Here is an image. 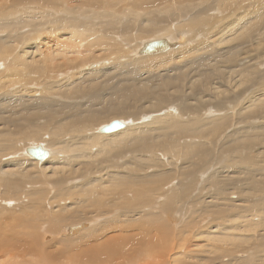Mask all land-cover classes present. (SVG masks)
Segmentation results:
<instances>
[{
    "label": "bare ground",
    "instance_id": "obj_1",
    "mask_svg": "<svg viewBox=\"0 0 264 264\" xmlns=\"http://www.w3.org/2000/svg\"><path fill=\"white\" fill-rule=\"evenodd\" d=\"M75 1L79 3H76ZM92 1H95V4L100 2L98 0ZM153 1L154 0H136V2H138L139 4H143L145 6L148 4L150 7H152L151 2ZM162 1L165 2L171 0ZM229 1L230 0H217L215 10L223 9L220 12V15L223 16L229 6ZM93 2H91L90 0L86 2L85 0L65 2L61 5V7L63 6L64 10H67L69 8V11H66V14L69 13L70 18H65L64 16V19L62 17V19H55L57 17H55L53 14L47 13V9L50 7H47L45 9L44 7H42L44 4L42 5L41 3L40 5V2L37 3L36 1V3L39 4L40 9H29V11H32L30 13H27V10H15L16 12H14L13 15H11L12 13H10L5 16V21L7 23L4 22V26L0 25V28L2 30H10L13 28L12 32H10L12 33V35L14 34V32H19L23 28H26L30 25L31 30L33 31V33H36V35L38 30L43 29V32H41V37L52 36L49 37V40L47 39L48 41H44L43 38L33 39V44L34 42H36V44H34L33 46H31L32 44H30L29 41H25L26 43H23L22 50L19 45V38H13V36L9 33V44H0V61H5L7 58H9L10 62L6 65V73L3 76H0V80L1 78L4 79L2 84H0V88H9V92L3 93L6 94V99L4 98L5 96L2 94V92H0V206L4 208L3 210H7L5 207L7 203H5V200H9V207L13 206L14 208L18 206L20 212L19 214H16L14 213V211H11V209H9V213H3L6 218L9 217V236L12 235L16 237V240H14L15 238L12 239V236L9 237V245L14 244L13 246L15 247L18 241L17 239H22L24 241L28 240V243L29 241L34 242L35 244L33 245V250H47L48 246L40 243V240L43 238V236L45 237L46 233L58 234V226L60 224L73 222L78 223L83 220H94L93 217L99 218V216L106 215V217L110 219V224H105H107V226H112L113 222H111V218L113 217V210H115V212L120 211V214L118 216H115L116 221H118V223H116L115 230L119 231L120 233H124L126 231V233H128L130 229L129 226H131V229H136L137 233H132V231H130L131 233L129 235H118L114 240H109V242L104 241L105 244L102 243L101 248L99 246L100 251H102V253L103 251H108L109 254L111 253L110 255H112V253H115L117 249L119 250L120 246L122 247L126 242V244H128L129 241L134 239L132 241H137V244L139 246H142V249L144 251L149 252V255L147 253L146 254L151 258H147V262L148 260H154L158 256L157 255L155 258H153V252L157 254L161 252V258L163 261H160V264H167L171 261L166 258V248H168V246L171 247L174 244V241L172 240V231H168L170 229L169 227H171L169 225V219L171 217L170 214L172 213H168L169 209L167 206H175L176 209L180 207L189 208V210L192 209L193 214L198 208L201 209V204H203L206 200L203 187H201L203 185V182H200L199 171L197 170V167L201 164L200 161L202 159L200 158H202V155H199L198 157L194 156L193 160L196 161V163H193L192 165L194 167L191 168L192 166L190 164V169L186 170V172L183 173V175L188 179L187 185L192 188L193 174L194 172H196L197 174L196 180L194 179V190L192 189L193 193L191 198L186 197L187 195H184L185 190H182V188L185 189V186H182L181 188L176 190V192L178 193V200L172 201V196H169V188L167 184L177 176H175L173 171L171 173L167 171L171 166V162H164V164L160 163L162 164V167H165L167 175L156 174L153 171L150 172V170L154 168L155 165H157L156 160L152 158V153H155L156 157L160 156L161 158H164L169 153V156L171 155L170 159L176 160V149L178 143L182 141L185 143L187 139H190L191 142H197L199 137V130L207 127L209 125V122L218 129L217 135H219L221 133L220 125H222V127L224 126L226 117L220 118L218 120L212 119L211 121L206 122V120L204 119V108H207V106L188 107L184 103L182 104V107L177 108V111L179 112L178 117L177 115H175V113L171 112V109L173 108L172 106L168 108L165 107L166 109L164 111H166L167 113L164 116H154L150 123L135 126L138 124L137 121H140L139 115H141V113L135 114L133 112H130L128 109V111H125L122 108H117L115 106L116 103H113V95L110 92V88H106L107 85L105 84V82L108 81L109 78H115L119 75L126 74L125 70L127 68V73H136L138 70L140 71V69L142 71H144L145 69L147 73H152L153 70L155 71L159 69L166 72L168 70V72L166 73L168 74L173 71L183 69L180 68L183 65V67H187V65L185 64L188 63V59L192 57L196 53V51L199 54L206 48L203 41V43L201 42L199 44V40L196 44L198 46L189 47L192 43H194L195 39L190 40V42L188 40L190 38V35L191 37H195L198 33L200 34V24L202 26L205 25V19L204 21L198 23V20L194 18V20H192V25L189 28L190 35L179 34L180 32L177 33L175 31H172V24H170L171 19L169 18L173 19V17L172 15L170 16L167 9L166 11H164V13H162V15L159 14L161 13L160 11L157 12V8L152 7V10L144 14L143 12H140L138 8L140 9L145 6L139 7L138 4H136L138 8L132 13L130 11L133 10V6L129 8V12H126L123 15H112L106 13L104 14V21L102 23H94L91 22L88 17H91L90 15H93L95 13L85 8H91ZM246 4L248 5H246V8H244L243 6H241V8L247 10V14L238 19L242 25L240 30L241 33L246 32L242 35V37L235 31V27H233L232 24L230 25L228 22L224 24V21H222V25H219V23L215 22L216 24L212 23L214 25H211L212 27L208 28L209 30L211 29V31H208L211 37H217V40L209 43V46H211L212 48L222 47L221 51L217 53L218 58L220 59H223L233 53H237L238 51L243 49L242 46L245 45V41H240V48L239 46H234L235 38L239 36L243 40V38L248 37V34H251L255 28L254 21L257 22L260 30L262 32L264 31V0H262V2L261 0H249ZM53 6H55V4ZM174 10L175 9H173V11ZM212 10L213 9H211V11ZM205 11L207 12V14L210 12V10L207 9L204 10V12ZM80 13H82L84 18L86 17V19H77L76 15H79ZM18 14H26L27 16L29 14L30 18L33 20L27 21L24 19L21 21L16 16ZM200 14L201 13H199L198 15ZM142 15L147 16L141 17ZM51 17H53L54 20H51V22L49 23L48 21H50ZM119 17H121V19L116 20V18ZM8 18L11 19L9 20ZM13 18L15 22L11 21ZM143 18L144 20L141 21ZM199 18L201 19L202 17ZM122 19L126 20L125 23H122ZM0 20L4 19L0 17ZM207 24H210V22ZM98 26H102L101 34L103 33L105 36L101 37V35H99L97 36V38L94 36L93 37L94 39L96 38L95 44L103 43L107 45L106 49H103V51L101 50L105 53V55L102 57V61L104 62L103 65H105V67L101 65L96 67V69L94 68L93 71H88L86 67L93 61L97 60L96 62H98L99 58L101 57V52L98 51L99 53H96L94 50H84L80 47V45L83 40L88 39V36L90 39H93L91 35L99 34L97 32L99 29H96V27L98 28ZM220 26H222L221 29ZM185 29L187 30L188 28ZM245 29H247L248 31H246ZM171 32L179 34V38L183 40H181V42H173L168 38H161L158 40H166L170 44L177 43L178 47L176 49H170L163 52L165 54H162V52L148 55L140 54V51L142 50L141 48H143L145 44L157 40H151L142 44L137 43L139 39L142 40L141 38H147L151 35H168ZM46 33H48L49 35H47ZM208 33L206 36L209 35ZM203 34H205L204 31L201 36H203ZM231 34L232 37L235 38H232ZM239 37L237 38L238 40ZM118 38H122L120 40L121 42L123 41L127 42L128 44H132V47L130 46V53L133 56L135 55L134 57L137 60L128 62V64L133 63L135 64L134 66L138 69H135V67L129 66L127 64L128 66L126 65V68H123V71L121 70V66L123 65L120 59L127 53L124 52V49L120 47L121 45L115 44V41ZM185 42L186 44H188V42L190 43V45L188 44L186 46L187 49L181 52L185 53L181 57H176L174 60L169 61V57L173 56V54H169V52L171 51L172 53V51L175 52L178 49L181 50V48L186 45ZM139 45H142V47L138 49ZM26 46L27 48H25ZM115 52H117L118 55L116 54V56H112V54ZM158 54L159 56H150ZM160 54H162V56ZM248 54L249 53L247 51L245 52L244 50L243 55L246 56ZM141 57H150L148 59V63L142 64L140 59ZM126 60L128 61V59ZM175 63H178L180 65L179 68H173V64ZM260 63H263V58L260 56H258L257 58H253L246 63L248 68L257 70L260 75V79L256 83V90L252 92V84H250L249 87H247L248 89L245 90L240 96L235 97V99L233 98L231 100H228V98H226L225 100L220 101L221 107L216 109V112H218V110H228L229 108H231V112H236L238 111L236 108H239L241 110H254V112L257 114H255V116H258L262 119L264 118V72L259 67ZM107 64L109 65L108 68L106 66ZM90 68L93 67L90 66ZM106 68L107 70H110L112 72L109 73V71H105ZM223 68L225 67L223 66ZM63 72L66 73L61 74ZM70 73H73V75L70 76ZM228 73H232V80L229 87L236 88L237 85H235L234 83L241 82L244 74H241L240 70H232ZM65 77L67 79H64ZM95 77H99V79H96ZM159 78L163 80L162 85L165 82L168 83L167 79H165L166 76ZM139 79L141 80L142 78L139 77ZM180 80H182V78L178 79V81ZM94 82H97L99 85L94 87L95 89L92 88L95 84ZM163 87H166V89L159 88L157 91L168 90L169 85ZM129 89L130 88H124L121 89L120 92H126ZM216 89V87L213 88V90L215 91ZM221 92L223 93L225 92V90H222ZM161 95L158 103L162 104L165 103V98L162 99L163 96L161 97ZM223 95L226 94L223 93ZM150 99H152V97ZM150 99L148 100L151 101ZM71 100H77L78 103H66L67 101L70 102ZM83 100L86 101L83 103ZM196 100H200V98ZM229 102H231V104H229ZM98 106L106 107V110L102 113V109H95ZM109 116H113L114 118H121L120 120H122V122H126L127 127L122 123L124 125L122 128H118L117 130H114L112 132H103V128L109 126L112 122H114L112 121L107 124L104 123L106 118ZM143 116H145V114L142 115V117ZM184 117L185 119H187L186 121L183 120ZM128 118H130L131 120L129 121ZM142 119H144V117ZM144 120H147L146 117ZM218 121H220L222 124H219ZM189 122L191 123L190 127L188 128L187 124ZM260 127L257 128L258 131L256 132H254L252 128L251 130H249V132L244 131V134L242 136V132L239 131L236 134H232V136L236 135V137H230V142H234L236 147V150L234 152H231H233L234 154L241 149V153H244V151L248 152L247 156H242L241 154H239L244 157V159L240 162H243V165L253 172H255L253 169L257 171H264V166L262 165L263 167H259L254 160L257 157H260L264 162V125H262L261 128ZM169 133L174 134L171 137L173 139H178L177 142L169 143L163 139L165 136H168ZM154 138L157 139L156 142ZM38 141L46 144V146L42 145V147H44L43 149L48 153L46 159L38 160L33 158L29 154L30 149L38 147H27L28 149L25 148L28 144H30V142ZM240 141H242L243 143L241 144ZM140 142L144 144H139ZM47 149H49L50 151ZM51 150L52 154L49 155L51 153ZM55 151H57L60 156H64L60 157L55 155ZM23 152H25V157L29 156L32 158L28 160L29 163L27 164L21 162V158L22 156H24ZM219 152L220 151H218V153ZM231 155L232 154H230V156ZM127 156L130 158V160H133L132 162L135 164L134 167L132 166V163H129L132 164V167L128 165H122L120 167L119 163V169L116 168L117 171L114 170L115 168H113V170L110 169V167H113V165L115 166V163L118 164L120 159ZM217 158L218 157H216V159ZM231 158L229 162L231 161ZM34 160H37L40 163ZM142 163H144L148 167H146L145 169L142 168V171H140L141 169L138 171L136 169V165H141ZM207 164H209V162ZM95 166H98L99 168L97 170H93ZM206 166V168H208V165ZM143 171H148V174H143ZM253 172L251 174H253ZM251 174L249 175L251 176ZM253 177L254 174L251 176V183L253 187L252 191L254 192V194H256L261 185L255 182L256 180L254 181ZM80 178H84V182L79 185H71V183L75 182L76 180L78 181ZM207 185L210 186L209 184ZM220 187L222 188V186ZM223 187H225V185ZM240 191H242V189ZM195 193L199 194L200 196L194 197ZM206 193H208V191ZM223 193H225V191L222 192V194ZM239 194L242 195V193ZM165 196L167 197L168 202L167 204L163 203L164 206L162 204V212L163 214L165 213V218H163L164 216L162 217L161 215L156 216L153 212V214H151V211L144 213L145 215L142 214L144 208L147 207L150 210H157V207H159L158 200H160L161 197L163 198ZM252 200L253 199H251V201ZM263 205L264 197L257 201L258 207H256L257 209L255 211L260 209ZM208 206L210 205H207V207ZM164 207L166 208V211ZM261 210V216H258V214L260 213L254 215V213L256 212L253 211V208L243 210V213L247 214L242 216L241 218L248 228V230H244L243 232L250 233L251 231H256V226L259 223L261 226L262 222L264 224V206ZM200 213L199 215H201ZM193 214L191 215L193 216ZM200 219H202V217ZM254 220H256V222L257 220L259 221L257 222V225L256 222H251ZM105 224H97L98 226L93 227L92 229L88 228L89 224H87L86 222L78 225H72L65 230L61 237L75 239L79 236H82L83 233V236L89 233L90 235L95 234L97 230H100L101 237H103L107 232H109V230L107 231L108 228H106V230L103 232V229H105L106 227ZM6 225H8L7 221L0 224L1 232L6 233L7 230L4 231L7 227ZM80 225H83L82 230H79L77 232L73 230V228ZM240 225H243V223ZM260 225L257 227L259 228ZM113 227L115 226H112L111 229H113ZM85 229L87 231L84 232L83 230ZM162 229L164 231L160 234ZM223 230H226V233L228 231V233H230V230L232 229L228 227ZM262 230L264 231V229H261L260 231ZM242 234L237 237H233V234H226V237L225 235L221 236L218 233V235H216L219 237L213 238L212 236V238L217 243L218 241H222L234 243L236 245L246 244L248 240L245 237L246 235L243 236ZM251 234L253 235L254 233ZM162 235H166V238L162 237ZM199 235V233H196L193 236L197 237ZM252 235L251 241L253 242ZM207 236H211V233H207ZM241 237H243V240H245L243 243H241L243 241ZM248 239L250 240V237ZM46 240H49V237H47ZM124 240L126 242H124ZM20 246H24V244H20ZM244 246L246 247V245ZM248 246L250 245L248 244ZM228 247L223 246L221 248L220 246H211L210 248L204 249L203 254L207 253V255L209 256L212 254H214L215 256L218 255V257L221 259L224 256L232 255L234 250L237 248L236 246H234V250L232 252L230 250L231 247L230 249ZM252 247L253 248L250 249H255L258 246L254 243V246ZM92 248L89 250L92 253L95 252L96 254L98 250H92ZM23 250L25 251V248ZM87 250L85 251V253L87 252ZM9 251L11 250L9 249ZM120 251L119 253L122 254V252ZM12 257H10L9 255V261H12L14 259ZM158 257L160 258V255ZM202 258H192L193 260L190 261V257V259L187 258L189 261L183 264H213L210 262L211 259L206 260V257ZM234 260L235 264H264V262H261L254 258L248 259V257L241 260H239L237 257L234 258ZM174 261L183 260L182 258L181 260H179L177 257ZM148 263H150V261Z\"/></svg>",
    "mask_w": 264,
    "mask_h": 264
},
{
    "label": "rangeland",
    "instance_id": "obj_2",
    "mask_svg": "<svg viewBox=\"0 0 264 264\" xmlns=\"http://www.w3.org/2000/svg\"><path fill=\"white\" fill-rule=\"evenodd\" d=\"M36 1H37V3L40 2V5H41V3H42V5L44 4L42 7H44L45 9L47 7H50L47 9L48 10L47 13L53 14L55 17H57L55 19H62V18L64 19V16H65V18H70L69 13L66 14L67 13L66 11H69L68 10L69 8L67 10L66 9L64 10V7L63 6L61 7V5L64 4L65 2H71V1L74 2V0H0V17L2 19H4V20H0V25L4 26V22H6L5 16L10 14V13H12L11 15H13L14 12H16V11H24V10H27L28 11L27 13H30L32 11H29V9L30 10L40 9L39 8L40 6H39V4L36 3ZM86 1H89V0H85V2ZM90 1L93 2L92 0H90ZM98 1H100V2L96 3V4L94 1L92 3L91 8L85 7L89 11H93L95 13L93 15H90L91 17H88V19L94 23H102L104 21V18H103L104 14H106V13L112 14V15L113 14L123 15L124 13L129 12V8L132 6H133L132 7L133 10L130 12L131 13L134 12L138 8L136 6V4H138L139 7L145 6L143 4H139L138 2H136V0H104V1L98 0ZM248 1L249 0H230L227 10H226V12L224 10L225 14L222 16V15H220V12L223 9L222 10L218 9L219 12H218V10H215L216 9L215 5L217 3V0H194V1L193 0H181V1L180 0H175V1L171 0V1H165V2L162 0L161 1L154 0L153 2H151L152 7L157 8L158 9L157 12L158 11L161 12L159 14L164 13V11H166V9H167L169 11L170 16L172 15V17H173V19L168 17L169 19H171L170 24H172L171 25L172 29H173L172 31H175L177 33L180 32L179 34H187V35L189 34L190 35L189 28L192 25V20H194V18H195L196 20H198V23H199L201 21H204V19H205V25L202 26L200 24V34L198 33L195 37H191V35H190L191 39L189 38L188 40L190 42V40L195 39L194 43H192L193 45L191 44V46H189V47L198 46L196 44L198 43L197 41L199 40L200 41L199 44L203 41L204 46L206 48L202 52H200L199 54L196 51V53L188 59V63L185 64V65H187V67H183L184 65L182 64L183 66H181L180 68H183V69H181V70H176V71H173V72L168 73V74H166L168 72V70L166 72V71L159 70V69L155 70V71L153 70L152 73H147V71L145 69H144V71H142L140 69V71L138 70L136 73H132V72L127 73L128 72V68H127L125 70L126 74L119 75L118 77H115V78H109V80L105 82V84L107 85L106 88H110V92L113 95V97H112L113 103H116L115 106L117 108H122L125 111L129 110L130 112H133L135 114L141 113V115H139L140 117L137 115L139 117L140 121H137L138 124L137 125L134 124L135 126H140L142 124L150 123L154 116H158V115L164 116L167 113L166 111H164L166 109L165 107L168 108V107L172 106L173 108L171 109V112L175 113V115H177V117H178L179 112L177 111V108L182 107V104H184V103L188 107H197V106L204 107V106H207V108H204V110H205L204 119L206 120V122L211 121L212 119L218 120L220 118L226 117V121L224 122V126L222 127V125H220L221 133L219 135H217L218 129L216 127H214L212 125V123L209 122V125L207 127H205L202 130H199V137H198L197 142H191L190 139H187L185 143L183 141L178 143L177 149H176V158H175L176 160L170 159L171 155L169 156V153L164 158H161L160 156H157V157H159V158H157L155 156V153H152V158L156 160L157 165H155L154 168H152L150 170V172L153 171L156 174L167 175L165 167H162L161 166L162 164H160V163L164 164V162L165 163L171 162V166H170V168H168L169 170H167V171H169L170 173L173 171L175 176H177L176 178L172 179L167 184L168 188H169L168 189L169 190V196H172V201L178 200V197H177L178 193L176 192V190H178L182 186H185V189L182 188V190H185L184 195H187L186 197L191 198L192 193H193L192 189L194 190V183H195L197 174H196V172H194V174H193V188H192V187H189L187 185L188 179L183 175V173L186 172V170H189L190 167L193 165V163L194 164L196 163V161L193 160L194 156L198 157L199 155H202V158H200V159H202L200 161L201 164L197 167V170L199 171L200 182H203V185L201 187H203L204 195L206 196L205 197L206 200L203 204H201L202 205L201 209L198 208L193 214L192 209L189 210V208L180 207V208L176 209L175 206H173V207H170V205L167 206L169 209L168 213H172V214H170L171 217L169 219V223H170L169 225L171 227H169L170 229L168 231H172V238H173L172 240L174 241V244L171 246L172 249L170 246H168L169 249L166 248L167 249V252L165 254V255H167L166 258L169 259V261H171L170 263H167V264H183V263H186L187 261H189L188 259H190V257H191L190 261H192L193 259H196V258L199 259L200 257L201 258L206 257V260L211 259L210 262L213 264H235L234 258H237V257L239 260L245 259L248 257V259L254 258V259H257L261 262H264V242H263L264 231L263 230H262L263 232L260 231L261 229H264L263 222H262V226H261L260 223L259 224L257 223V222H259L258 220H257V222H256V220L251 221V222H256V225L258 224L257 226L260 225V227L258 228L256 226L257 230L253 231V232L251 231L250 233L249 232H243L244 230H248V228H247L246 224L243 222V219L241 218L242 216L247 214V213L244 214L243 210L253 208V211H255L257 209L256 207H258L257 201H259L262 197H264V175H263L264 171H257L255 169H253L255 171V172H253L250 169L246 168L243 165V162H240V161H242L244 159V157H242V156L248 155L247 154L248 152L244 151V153H241V150H242L241 149L237 153H234L235 154L234 155L233 152L236 150V147H235L234 142L233 143L230 142V140H231L230 137H236V135L232 136V134H234V133L236 134L239 131L242 132L241 136L244 134L243 133L244 131L249 132V130H251L252 128H253L254 132L258 131L257 128H259L260 126L262 127V125H264V118L262 119V118H259L258 116H255L256 113L254 112V110H245V109L241 110L239 108H236L238 110L236 112H231V108H229L228 110H218V112H216L217 111L216 109L221 107L220 101L225 100L226 98H228V100H231L233 98L235 99V97L240 96L245 90H247L248 89L247 87H249L250 84H252V86H251L252 92H254L256 90V83L260 79V75H259L257 70H255L253 68H248L246 63L253 58H257L258 56L263 58V63H264V31L262 32L260 30V27L258 26L257 22L254 21L255 22V28H254L253 32L251 31L252 33L248 34V37L243 38V40H242V38L237 36V38L239 37V40H238L237 38L232 37V34H231V37L235 38V41H234L235 45L234 46L240 47V44H241L240 41L241 42L245 41V45L244 46L241 45L243 49H241L237 53H233L231 55H228L227 57H225L223 59L218 58V55H217V53H219L221 51L222 47L212 48L211 46H209V43L216 41L217 37L216 36L211 37L210 33H208V31H211V29L209 30L208 28H210L214 25L212 23L217 22V23H219V25H222L223 23L225 24L228 22L230 25L232 24L233 27H235V29H236L235 31L237 33H239L240 36L242 37V35L246 32L241 33L240 30H241L242 25L238 19L247 14V10L242 9L241 6L246 8L248 6L246 4ZM46 2H48L49 4ZM261 2H262V0H261ZM76 3H79V2H76ZM51 4H53V5L55 4V6H53ZM100 5H103V6H100ZM147 5L145 7L140 8V9L138 8V10L140 12H143L144 14H146V12L153 9L152 7H150L149 5L147 6ZM173 9H175V10L173 11ZM206 9L210 10V12L208 14L206 11L204 12V10H206ZM211 9H213V10L211 11ZM186 10L188 13L186 12ZM177 11H178V13H177ZM174 12H176V13H174ZM17 13H19V12H17ZM197 13L198 14L201 13V14L198 15ZM174 14H176V15H174ZM23 15H25V16H23ZM23 15L18 14L16 16L21 21L24 19L27 21L33 20L30 18L29 14H28V16L26 14H23ZM143 16H147V15H142L141 17H143ZM160 17H161V15H160ZM199 17H202V18L200 19ZM76 18L80 19V20L86 19V17L84 18L82 13H80L79 15H76ZM8 19L10 20L11 18H8ZM120 19H121V17L116 18V20H120ZM9 20H7V21H9ZM51 20H54V18L51 17L50 21H48V22L50 23ZM143 20H144V18L141 21H143ZM11 21L15 22L14 18ZM125 21H126L125 19L124 20L122 19V23H125ZM222 21H224V22L222 23ZM117 22H119V21H117ZM209 22H210V24H207ZM45 26H46V24H45ZM101 27L100 26H98V28L96 27L97 30L99 29L97 31L99 33L98 35H95V34L91 35V37L93 39H90L88 36L87 37L88 39L83 40L81 42V45H80V47L84 50L85 49L90 50V51L94 50L96 53H99V52L102 53V54L100 53L101 57L99 58L98 62H96L97 60L93 61L86 67V69L88 71H93L94 68L96 69V67L104 64V62L102 61V57L105 55V53L102 51H103V49L107 48V45L103 44V43L95 44V40H96L97 36H99V35H101V37L105 36L103 33L101 34V32H102ZM185 28H188V29L186 30ZM221 28H222V26H220V29ZM12 29L2 30L0 28V44L1 43L9 44V36H10L9 33L12 32ZM245 30L248 31L247 29H245ZM203 31L205 34H203V36H201ZM41 32H43V29L38 30L37 35H36V33H33V31L31 30V26L29 25L28 27L23 28L19 32H14L13 35H12V33H10V34L13 36V38H17V37L19 38V43H20L19 45L22 49L23 43L24 44L26 43L25 41H29V43L32 44L31 46H33L34 44H36V42H34V44H33V41H32L35 38L36 39L37 38H43L44 41H48L50 39L49 37H52V36H42L41 37V34H42ZM175 32L174 33L171 32L168 35H161V34H159L157 36L151 35L147 38H141L142 40L139 39L137 43L143 44L144 42H149L151 40L152 41L158 40L161 38H168L169 40H171L173 42H177V41L181 42V40H183V39H180L179 34H176ZM32 33H33V35H32ZM207 33L209 34L208 36H206ZM46 34L49 35L48 33H46ZM93 36L96 38L94 39ZM107 36H110V35H107ZM203 37H204V40H203ZM209 37H210V41H209ZM183 38H185V37H183ZM121 39L118 38L115 41V44L121 45L120 47L122 49H124V52L127 53L126 55H123V57L120 59L122 65H123V66H121V70L123 71V68H126V65L128 64V62H131L133 60L136 61L137 59H135V57H134L135 55L133 56L130 53V46L132 47V44H128L127 42H123V41L121 42L120 41ZM185 41H186V39H185ZM189 42H188V44L190 45ZM90 44H93V45H90ZM185 44H186V42H185ZM185 44H183V45H185ZM188 44H186L184 46L185 48L184 47L181 48V50L178 49L175 52L172 51V53L170 51L169 54H173V56L169 57V61L174 60L176 57H181L185 53V52H183V53H181V52L185 51L187 49L186 46ZM27 46L25 48H27ZM141 47H142V45H139L138 49ZM249 49H250V51H249ZM137 50H136V52H137ZM244 50H245V52L247 51L249 54L246 56L243 55ZM179 53H181V54H179ZM116 54H117V52L113 53L112 56H116ZM162 54H165V53H162ZM162 54H160V55L162 56ZM131 56H133V57H131ZM150 56H159V54L158 55H150ZM149 58L141 57L140 58L141 63L147 64ZM126 59H128V61ZM7 63L8 64L10 63L9 58H7L5 61H0V76H3L6 73ZM263 63H260L259 67L264 72V64ZM128 65L135 67L134 66L135 64H133V63L128 64ZM90 66H92L93 68H90ZM103 66L105 67V65H103ZM103 66H102V68H103ZM106 66H107V68L109 67L108 64ZM179 66L180 65L178 63L173 64V68H175V67L179 68ZM223 66L225 68H223ZM107 68L105 69V71H107V72L109 71V73H111L112 71L107 70ZM246 68H248V69H246ZM131 69H133V68H131ZM135 69H138V68L135 67ZM169 70H171V69H169ZM232 70H240V73L244 74L241 82L234 83L235 85H237L236 88L229 87V85L231 84V80H232V73L229 74L228 72L232 71ZM241 70H243V71H241ZM65 73L66 72H63L61 74H65ZM71 75H73V73H70V76ZM165 76H166L165 79H167L168 83L165 82L162 85L163 80H161V78H159V77H165ZM139 77L142 79L143 78H145V79H143V80L141 79L142 80L141 81L139 79ZM95 78L99 79V77H95ZM153 78H155V79H153ZM181 78H182V80L178 81V79H181ZM64 79H67V78L65 77ZM150 80H152V81H150ZM3 81H4V79L1 78L0 84H2ZM173 82H175V83H173ZM94 83L95 84L93 85L92 88H94L98 85L97 82H94ZM166 85H169L168 90L157 91L159 88L160 89H166V87H163ZM214 87L217 88L216 91L213 90ZM124 88H130V89L126 92H120L121 89H124ZM222 90H225V92H223V93L226 95H223V93L221 92ZM0 92H2V94L7 93V92H9V88H3V89L0 88ZM3 95L5 96L4 98L6 99L7 98L6 94H3ZM160 95H161V97L163 96L162 99L165 98L164 99L165 103H162V104L158 103V100L160 99ZM151 97H152V99H150ZM153 98H154V100H153ZM198 98H200V100H196ZM148 99H150L151 101H149ZM206 100H207V102H206ZM85 101L86 100H83L82 102L84 103ZM105 101H107V100H105ZM75 102L78 103L77 100L76 101L71 100L70 102L67 101L66 103L75 104ZM160 104L162 107L160 106ZM229 104H231V102H229ZM95 109L96 110L102 109V113H103V111L106 110V107L98 106ZM243 110H245V111H243ZM160 112H161V114H160ZM156 113H159V114H156ZM144 114H145V116H143V117H144V119L146 117L147 120L142 119L143 118L142 115H144ZM185 117H187V116H185ZM185 117L183 118L184 121L187 120V119H185ZM58 118H59V116H58ZM248 118H249V120H248ZM109 119H111V120H109ZM120 119L121 118H114L113 116H109L106 118L104 123L107 124V123H110L112 121L122 122V120H120ZM128 120L130 121L131 119L128 118ZM218 122H219V124L221 123L220 121H218ZM122 123L125 124L127 127L126 122H122ZM128 123H130V122H128ZM190 123L191 122H189L187 124L188 128L190 127ZM172 135H174V134L169 133L168 136H165L163 139L169 143L177 142L178 139H173L171 137ZM154 139L156 142L157 139L156 138H154ZM151 143H154V142H151ZM228 143H230L232 146L234 144V146L232 147ZM240 143L242 144L243 142L240 141ZM139 144H144V143L140 142ZM42 145L46 146L45 143H41L39 141L38 142H30V144H28L25 148H27V147L28 148L42 147ZM220 147H221V149H220ZM42 148H44V147H42ZM47 150H49V149H47ZM218 151H220L219 153H222V154H219ZM231 151H233V152H231ZM51 154H52V150H51V153L49 155H51ZM54 154L57 156H60V154L57 151H55ZM230 154H232V155L230 156ZM239 154H241L242 156ZM23 155L24 156H22L21 162H24L25 164L29 163L28 160H30L32 158L29 156L25 157L26 156L25 152H23ZM62 156H64V155H61L60 157H62ZM216 157H218V158L216 159ZM229 157L230 158L232 157L234 160L231 158V161L229 162V160H230ZM237 157H239V158H237ZM257 158H258V160H257ZM257 158L254 159L256 161L255 163L259 167H263L264 162L262 161V159L260 157H257ZM34 161H37V160H34ZM132 161L133 160H130V158L127 156L125 158L120 159L118 164L115 163V166L113 165V167H110V169L113 170V168H115L114 170L117 171V169H119V163H120V167L122 165L131 166L132 164H133L132 166L134 167L135 164ZM215 161H216V163H215ZM37 162H39V161H37ZM208 162L210 165L207 164ZM129 163H132V164H129ZM190 164H191V166H190ZM206 165H208V168H206L207 167ZM136 167H137L136 169L138 171L140 169H141L140 171H142L143 170L142 168L145 169L148 166H146L144 163H142L141 165H136ZM193 167L194 166H192L191 168H193ZM227 167H229V168H227ZM95 168L93 170H97L99 167L95 166ZM252 172L254 174V177H253L254 181L256 180L255 182H257L261 185V187L259 188V190L256 194H254V192L252 191L253 190L252 183H251V176L253 175V174H251ZM142 173L146 175V174H148V171H143ZM249 174H251V176ZM83 179L84 178H80L78 181L76 180L75 182L71 183V185H79L82 182H84ZM211 179H212V181H211ZM239 181H241V182H239ZM158 182H160V181H158ZM238 183H240V184H238ZM207 184H209L210 186H208ZM224 185H225V187H223ZM213 186H216V187H213ZM220 186H222V188ZM223 189H224L225 193L222 194V192H224ZM241 189H242V191H240ZM217 190H219V191L221 190V191L219 192ZM207 191H208V193H206ZM172 192H174V193H172ZM239 193H242V195H240ZM198 196H200V195L197 193L194 194V197H198ZM164 198L166 199V201ZM251 199H253L254 201L253 200L251 201ZM5 201H6L5 203H7L5 205L7 210H3L4 208H2V206H0V221H1L0 224L2 222L7 221L8 225H6L7 227L4 230V231L7 230L6 233L0 231V264H155V263L160 264V261L161 262L163 261L161 258L162 257L161 252H159L158 254L153 252V256H152L153 258H155L157 255L158 256L160 255V258L157 256L156 258L158 260L156 258H155L156 260L155 259L154 260H148V262L150 261V263H148L147 258H151L150 256H148L149 252L144 251L142 249V246H139L137 244V241H135V242L132 241L134 239L129 241L128 244H126L127 242L125 241L126 240L125 239L124 242H126V243L123 245L124 247L120 246L119 250L118 249L116 250L117 253H119V251L122 250V251H120V252H122V254L121 253L117 254L115 252L116 254L112 253V255H110L111 253L109 254L108 251H106V252L103 251V253H102V251H100L99 246L101 248L102 243L105 244L106 241L109 242V240L110 241L114 240L115 237H117L118 235L126 236V235H129L131 233L130 231H132V233H134V232L137 233V230L131 229V226H129L130 229H129L128 233H126L127 231L124 233H120L119 231L115 230L116 223H118V221H116L115 216H118L120 214V211L115 212V210H113V217L111 218L112 219L111 222H113L112 226H115V227H113V229H111L112 226H107V224H110V219H108L106 217V215H104V216H99V218L93 217L94 220H83V221H80L78 223L73 222V223L60 224L58 226V228H59L58 234L57 233L56 234L46 233L45 237L43 236V238L40 240V243L47 245L49 247V248L47 247V250L46 249H43L41 251H36L35 249L33 250V245L35 243L31 242V241H29V243H28L27 242L28 240L24 241L22 239H17L18 240L17 244L14 247L13 246L14 244L9 245V237L12 236V235L9 236V232H8L9 231V229H8L9 228V217L6 218V216L3 215V213L4 214L9 213V209H11V211H14V213H16V214H19L20 212H19L18 206L14 207V208H13V206L9 207V200H5ZM158 201H159L158 202L159 207H157V210H155V209L150 210L147 207V208H144V210L142 211L143 212L142 214L145 215L144 213L151 211V214L154 213V215H156V216L161 215L162 217L164 216L163 218H165V215H164L165 213L163 214V212H162L163 211L162 204L168 203L167 197L166 196L163 198L161 197L160 200H158ZM164 204H163V206H164ZM201 205H198V206H201ZM207 205H210V206L207 207ZM263 206L260 209H258L257 211H255L256 213H254V215L260 213V214H258V216L259 215L261 216V214H262L261 209L263 208ZM201 210L202 211L204 210L205 212L203 211V213H202ZM165 211H166V208H165ZM206 212H207V214H206ZM199 213L201 215H199ZM191 214H193V216ZM205 216H207V217L209 216V217L207 218ZM201 217H202V219H200ZM108 220H109V223H108ZM216 220L217 221L220 220V221L217 222ZM84 222L89 224L88 225L89 229H92L93 227H97L101 223H104V224L107 223V224H105L106 227H105V229H103V232L106 230V228H108L107 231L109 230V232H107L105 234V236H103V237H101L100 230H97L95 232V234H91V235H90V233L86 234L87 235V236L85 235L86 237L83 236V234H84L83 233L82 236H79L75 239H68V238L61 237V235L65 232V230L68 227H71L72 225H78V224H81ZM133 223H134V221H133ZM216 223H217V225H216ZM239 223L240 224L243 223V225H240ZM45 227H47V226H45ZM228 227H230L233 231L230 230V233H228L229 231L226 233V230H223V229L228 228ZM243 227H245V228H243ZM88 228H86V229H88ZM86 229L83 231L84 232L87 231ZM214 230H215V232H214ZM138 231H139V229H138ZM163 231L164 230L162 229L160 234ZM166 233H167V231H166ZM196 233H199L200 235L197 237L193 236ZM207 233H211V236H207ZM218 233L221 236H223V235L226 236V234H230V235L233 234L232 235L233 237L240 236L243 233L242 235L243 236L246 235L245 237L247 238L248 241L246 240L247 241L246 244H240V245L238 244L239 247H238V245H236L234 243H228V242H222V241H218V243H217L214 241L213 238L219 237V236H217ZM251 233H254V234L252 235ZM256 233H258V234H256ZM214 235H216V236H214ZM247 235H248V237H247ZM251 235H252L253 242L251 241ZM212 236H213V238H212ZM255 236H256V238H255ZM47 237H49V240H46ZM162 237L166 238V235H162ZM207 237H209V238H207ZM249 237H250V240L248 239ZM11 238L12 239L15 238L14 240H16L15 236H12ZM241 238L243 240V237H241ZM181 240H184V241H181ZM244 241L245 240H243L241 243H243ZM248 242H250V243H248ZM254 243L257 244L258 247L255 249H250V248H253L252 246H254ZM20 244L21 245L24 244V246L26 244V246L25 247L20 246ZM248 244L250 246H248ZM27 245H28V247H27ZM244 245H246V247ZM211 246H217V247L220 246L221 248L223 246H227V247L229 246L228 248L230 249V247H231L230 250L232 252L234 250V246H236L237 248L235 247L236 249L234 250L232 255H230V256L227 255V256H224L223 258L220 259L218 257V255L215 256L214 254H212V255H210L211 256L210 257L209 255H207V253L203 254L204 249L210 248ZM90 247L91 248L94 247V248H92V250L93 249H96V251L98 250L97 251L98 254L97 253L95 254V252L92 253L89 250V249H91ZM24 248H25V251L23 250ZM241 248H243L244 250ZM9 249L11 251H9ZM86 250H87V252L85 253ZM9 255H10V257L13 256L12 258H14V259L12 261H9ZM92 256L94 259L96 257V259L94 260L92 258ZM90 257L92 260L90 259ZM177 257L179 260H181V258H182L183 261H174ZM213 257L215 258L216 261L214 260ZM85 259H86V261H85ZM202 259H205V258H202Z\"/></svg>",
    "mask_w": 264,
    "mask_h": 264
},
{
    "label": "water",
    "instance_id": "obj_3",
    "mask_svg": "<svg viewBox=\"0 0 264 264\" xmlns=\"http://www.w3.org/2000/svg\"><path fill=\"white\" fill-rule=\"evenodd\" d=\"M178 47L177 43L170 44L166 40H157L153 42H149L141 48L140 51L141 55H148V54H157V53H163L170 49H176ZM124 125L122 122L114 121L109 126H106L103 128V132H112L114 130H117L118 128H122ZM29 154L38 160L46 159L48 156V153L42 148H33L29 150ZM83 229V225H80L78 227L73 228L74 231H79Z\"/></svg>",
    "mask_w": 264,
    "mask_h": 264
}]
</instances>
